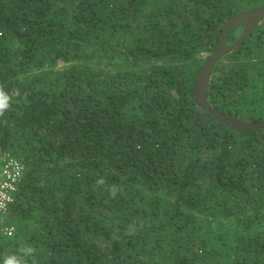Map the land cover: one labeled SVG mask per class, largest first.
I'll return each instance as SVG.
<instances>
[{"label": "trees", "instance_id": "trees-1", "mask_svg": "<svg viewBox=\"0 0 264 264\" xmlns=\"http://www.w3.org/2000/svg\"><path fill=\"white\" fill-rule=\"evenodd\" d=\"M261 7L0 0V157L22 166L0 264L27 247V264H264V129L231 130L193 96L226 21ZM207 100L264 120V20L218 61Z\"/></svg>", "mask_w": 264, "mask_h": 264}, {"label": "water", "instance_id": "water-1", "mask_svg": "<svg viewBox=\"0 0 264 264\" xmlns=\"http://www.w3.org/2000/svg\"><path fill=\"white\" fill-rule=\"evenodd\" d=\"M264 20V7L241 12L230 17L223 26L222 36L218 46L203 62L197 73L193 86V96L198 109L203 113L215 116L220 122L231 130L245 132L253 129H264V120L256 122H244L211 107L207 100L208 87L211 82L214 69L218 61L226 54L232 52L248 35V33ZM244 26L240 37L231 45H226L228 29L232 26Z\"/></svg>", "mask_w": 264, "mask_h": 264}, {"label": "built area", "instance_id": "built-area-1", "mask_svg": "<svg viewBox=\"0 0 264 264\" xmlns=\"http://www.w3.org/2000/svg\"><path fill=\"white\" fill-rule=\"evenodd\" d=\"M22 166L14 159H4L0 157V233L11 237L13 229L5 227L3 216L5 215L9 203L12 201L10 192L14 190L15 183L20 179Z\"/></svg>", "mask_w": 264, "mask_h": 264}, {"label": "clouds", "instance_id": "clouds-1", "mask_svg": "<svg viewBox=\"0 0 264 264\" xmlns=\"http://www.w3.org/2000/svg\"><path fill=\"white\" fill-rule=\"evenodd\" d=\"M10 101L11 97L5 92V90L0 87V116H3L5 111L10 107ZM98 184H104V180H98ZM117 191V186L113 185L110 188V193L114 197ZM23 255L20 257L17 256H8L4 260V264H27V261L25 257L32 256L35 252V249L32 247H27L22 250ZM33 264H35V261L33 260Z\"/></svg>", "mask_w": 264, "mask_h": 264}]
</instances>
